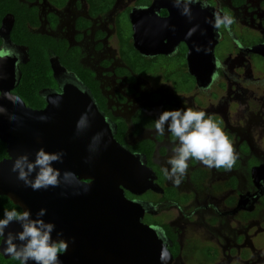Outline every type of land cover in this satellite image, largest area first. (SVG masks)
Instances as JSON below:
<instances>
[{
    "label": "flooded vegetation",
    "instance_id": "obj_1",
    "mask_svg": "<svg viewBox=\"0 0 264 264\" xmlns=\"http://www.w3.org/2000/svg\"><path fill=\"white\" fill-rule=\"evenodd\" d=\"M189 7L191 19L175 0H0V48L14 51L10 57L21 75L11 93L19 97L21 68L33 47L46 56L52 75L39 78L42 108L66 86L88 94L116 143L150 172L148 188L123 192L142 206L143 223L172 256L168 264H264V175L258 172L264 169V0H199ZM215 12L234 18L230 29L203 23ZM190 26L196 28L194 70L212 69L208 81H196L188 71L190 37L178 32ZM129 46L147 59L183 57L192 90H178L162 73L136 70L127 61ZM174 71L182 72L179 66ZM187 108L219 123L237 160L230 170L189 160L176 186L165 169L170 171L167 161L177 141L167 130L158 134L155 123L164 110ZM5 211L11 210L0 201V219ZM0 256V264L13 260Z\"/></svg>",
    "mask_w": 264,
    "mask_h": 264
},
{
    "label": "water",
    "instance_id": "obj_2",
    "mask_svg": "<svg viewBox=\"0 0 264 264\" xmlns=\"http://www.w3.org/2000/svg\"><path fill=\"white\" fill-rule=\"evenodd\" d=\"M193 43L189 39L187 65L189 73L198 81V74L193 73L190 66L195 58ZM5 59H0V80L6 84L5 89L0 88V108L5 109L0 112V141L6 144L7 158L0 161V195L8 197L22 212L30 210L33 219L41 209L46 210L42 219L55 225L53 239L68 244L67 250L58 256L59 264H155L152 260L156 249L151 244L152 236L156 240L155 232L143 223L142 206L129 202L123 192L139 194L150 185L133 191L126 184H115L110 179L111 174L120 172L129 177L135 171L146 181L148 168L136 165L137 157L116 143L93 100L79 89L74 87L83 98L78 96L76 101L65 100L63 89L55 95L61 100L53 105L48 97L42 109L24 104L11 93L21 76L16 75V60ZM211 70L203 74L205 78L201 73L207 81L212 76ZM4 77H8L9 82ZM5 94H10L11 98H6ZM85 114L90 119H87L88 126L78 131L77 123ZM98 133L103 135L93 145V137ZM41 148L50 154L64 153L62 163L52 165L60 172V185L34 191L18 179L12 166L14 160L24 154L34 161ZM34 177L35 172L31 178ZM9 225L12 228L6 231L5 237L8 232L22 230L18 222ZM57 233L62 235L57 236ZM5 237L0 242V253L10 258L3 252ZM158 243L162 255L158 261L168 264L172 256ZM89 249L91 253L86 252Z\"/></svg>",
    "mask_w": 264,
    "mask_h": 264
},
{
    "label": "clouds",
    "instance_id": "obj_3",
    "mask_svg": "<svg viewBox=\"0 0 264 264\" xmlns=\"http://www.w3.org/2000/svg\"><path fill=\"white\" fill-rule=\"evenodd\" d=\"M197 2L199 0H175V6L180 7L183 4L182 14L191 19L192 14L189 6ZM201 6L207 7V4ZM213 17L208 23H211L215 29L221 27L230 29L235 22L234 18L227 13L221 15L220 12H215ZM195 31L196 28L191 29L187 36L190 37ZM197 50L200 49L197 48ZM12 55H14L12 49L0 48V59ZM81 91L84 90L81 89ZM5 97L11 98V95L5 94ZM4 111L5 109L0 108V112ZM41 119H46V117ZM87 126V115L85 114L78 121L77 129L80 131ZM155 130L160 135H164L167 130L176 138L177 143L171 149L173 155L167 161L171 166L170 171L165 169V175L173 180L176 186L181 184L186 175L189 160L194 159L209 168L228 170L234 166L237 160L233 142L228 134L204 111L193 108L164 110L156 120ZM102 135L103 133H98L93 137V145L100 140ZM63 155V152L46 153L41 148L37 151L34 161L30 160L27 154L17 157L13 162L12 171L18 173V179L34 191L58 187L60 172L52 165L54 162L62 163ZM34 172L35 177L32 179ZM45 213L46 210L41 209L33 219L30 210L5 211L4 219H0V237H5V229L12 222L20 223L22 228L18 233H7L3 249L5 255L20 260L21 264H28V261H34L35 264H59V253L66 251L68 244L64 240L53 239L52 233L55 230V225L46 223L42 219ZM61 235L62 233H57V236Z\"/></svg>",
    "mask_w": 264,
    "mask_h": 264
},
{
    "label": "trees",
    "instance_id": "obj_4",
    "mask_svg": "<svg viewBox=\"0 0 264 264\" xmlns=\"http://www.w3.org/2000/svg\"><path fill=\"white\" fill-rule=\"evenodd\" d=\"M26 40V36L24 37ZM23 38V39H24ZM26 44L27 42L24 41ZM23 42V43H24ZM36 48L30 47L29 54H30V62L21 68L22 78L20 79V82L17 86V95L20 97V99L26 104L27 106L31 108H37L40 109L44 106L45 102L42 101V99L37 95V89L39 88V78L40 76L46 77L51 79L52 75L50 72L48 60L45 55L42 57L37 54L34 50ZM129 55L127 57V61L131 66H133L136 70H138L141 73L144 72H151L154 75L162 73V76L165 78V80H171L172 84L177 88L178 90L183 91H191L192 87L194 85L193 77L190 76L189 73H187L184 69V63L185 60L183 57L181 58H156V59H147L145 57H142L138 55L137 51L132 49L130 46L128 47ZM132 53V55L130 54ZM147 63V64H146ZM147 65V67L145 66ZM176 66L181 67L182 72H176L174 69ZM74 71H76V74H78L81 78H83V75L80 74V72L77 71V69L72 66L70 67ZM28 94V97H30L31 100L28 98H24V95ZM6 144L2 141H0V161L4 158H7V152H6ZM0 201L6 202L8 205V208L10 210L16 209L19 211V208L16 205H13L9 200L8 197L5 195H0ZM0 261H4L2 256H0ZM10 264H21L17 259H13L9 262Z\"/></svg>",
    "mask_w": 264,
    "mask_h": 264
},
{
    "label": "bare ground",
    "instance_id": "obj_5",
    "mask_svg": "<svg viewBox=\"0 0 264 264\" xmlns=\"http://www.w3.org/2000/svg\"><path fill=\"white\" fill-rule=\"evenodd\" d=\"M159 7V5L158 6H153L151 9H150V11H152L153 9H156V8H158ZM171 7V6H170ZM175 18H177V17H175ZM133 19H134V21H135V23H140L139 22V20L136 18V16L134 15L133 16ZM137 21V22H136ZM202 21H203V23L205 24V23H207L208 22V19H202ZM202 23V24H203ZM204 26V25H203ZM193 27L192 26H190V29H192ZM190 30H188L187 29V27L184 29V30H182V31H179L178 33H179V35L180 36H182L181 38H184V37H188L187 36V34H188V32H189ZM137 38V37H136ZM190 39L191 40H193V41H196V38L195 37H193V35H191L190 36ZM204 39V38H203ZM138 42H136V44H137V46H139V40H137ZM4 60H6L5 58L4 59H1V61H4ZM203 62L206 60V61H208V56H203ZM202 60H200L201 62H202ZM200 62V63H201ZM191 63V62H190ZM207 64V63H206ZM190 66H191V71L193 72V73H196V74H198V76H199V80H201V79H203V77H204V75H203V77H202V75H201V73H198V72H196L194 69L196 68L195 67V65L193 64V62L190 64ZM205 72H204V74H206L207 72H206V70H204ZM205 78V77H204ZM4 80H6V81H8V77L6 78V77H4L3 78ZM204 80V79H203ZM9 82V81H8ZM6 84L4 83V82H2V79L0 80V88H3V89H5V86ZM75 94H76V96H75ZM78 96H81L82 97V94L79 92L78 93V91L74 88V87H72V86H66L65 87V93H64V95H63V98L65 97L66 99L65 100H67V101H76V100H78L79 99V97ZM71 97H73L74 99H72ZM83 98V97H82ZM48 99H49V101H50V104L51 105H53V103L54 102H57V101H59V100H61V97H59V96H55V95H51V96H49L48 97ZM85 99V98H84ZM88 119V118H87ZM88 120H90V119H88ZM264 171V169H260V171H258V172H260V175L261 176H263L264 175V173H263V171ZM126 175H122L120 172L119 173H115V174H113V176H112V174H111V182H113V183H117V184H122V183H124V184H126L127 186H128V188H130V189H132L133 191L134 190H138V189H140L141 188V186H147V182L145 181V178L144 177H141L140 178V174L139 173H137V172H133V173H130V176L129 177H125ZM259 176V175H258ZM10 228H12V226H8L6 229H5V233H6V231H8ZM151 244L154 246V248L156 249V256L154 255L153 257V262L155 263V264H161L158 260H160L161 258H162V255L160 254V252H159V250H160V246H159V243H158V241H156L154 238H153V236H152V239H151ZM5 247V244L3 245V248ZM163 261V260H162ZM28 262H31L32 264H35V262L34 261H28Z\"/></svg>",
    "mask_w": 264,
    "mask_h": 264
},
{
    "label": "rangeland",
    "instance_id": "obj_6",
    "mask_svg": "<svg viewBox=\"0 0 264 264\" xmlns=\"http://www.w3.org/2000/svg\"><path fill=\"white\" fill-rule=\"evenodd\" d=\"M153 80V79H152ZM172 217H175L174 219H177L178 217H177V214L175 213V212H173L172 211V216H171V218ZM260 241V243H262L263 245H264V238L263 239H261V240H259ZM262 252H264L263 250H262Z\"/></svg>",
    "mask_w": 264,
    "mask_h": 264
}]
</instances>
